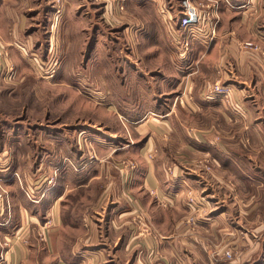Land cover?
Listing matches in <instances>:
<instances>
[{"label":"crops","instance_id":"0c3cea01","mask_svg":"<svg viewBox=\"0 0 264 264\" xmlns=\"http://www.w3.org/2000/svg\"><path fill=\"white\" fill-rule=\"evenodd\" d=\"M139 3L137 4L138 7L134 6V9H130L131 6L128 4L127 12L137 11L135 12L137 16L130 18L132 20H125L124 30L126 34L131 28H137V33L142 39L149 40L152 37L151 41L156 39V41H162V43H166L165 40L168 39L170 50L174 56L173 59H176L177 63L182 65L181 69H176L175 76H172L173 71L169 69L164 71L166 77L156 73L160 77V84L162 82L166 85L170 80H174L175 86L170 88L172 91L182 84H184V89L185 85H193L196 90L199 85L214 78L222 84L228 85L231 88L229 104L221 100L203 101L201 96H198L199 99L194 98L193 100L208 107H215L218 110V120H221L223 124L226 121L237 122L240 126L244 125V127L249 128V137L255 140L252 141L247 153L242 151L246 154L245 158L239 156L237 160L231 162V165L229 162L228 164L224 163L220 156L221 165H230V167L237 170L235 179V182L238 183L237 186H257V182H264V178L257 176L258 172L264 175V149L262 148L263 144L258 143V141L264 139V129L261 128H264V57L259 58L257 52L245 51L240 47L241 42L249 40L259 42L264 49L263 1H222L219 5L221 21L216 38L208 44L200 39L192 40L185 61L178 60L175 55L170 40L171 36L168 33L169 26L167 25L168 28H166V24L163 23L164 30L161 26L162 18L158 19L156 15L154 18L149 19L146 9L141 5L139 6ZM163 7V5H160L161 9ZM164 9H166L164 14H160L158 10L164 20H166V17H168V20L172 18L174 12L177 13V16L179 15L178 6L177 10L170 11L165 7ZM52 13L50 0H0V45L8 51L6 61L3 62L5 67L1 68L4 70L0 69V100L2 99L0 102V115L4 117L14 116L20 111L16 105L12 106V98L15 96L12 90L16 85V76L18 75L22 79L21 69L33 68L27 63V55L33 53L32 55H38L41 59H44L43 56L48 54L49 49L55 51L58 55L56 41L59 34L61 45L58 47V57H66V53L72 47L73 42L68 36L66 27L62 28L65 33H60L62 20L56 18L57 20L53 25ZM173 17H175V13ZM130 21L133 22L134 27H130L132 26ZM39 27L41 28L39 29ZM46 27H48L50 33L44 32ZM47 34H50V40L45 39ZM93 42L95 43V39H93ZM165 46L162 45V47ZM78 48H80V45ZM95 49L102 52L99 47ZM84 52L85 58L89 52L88 45L85 46ZM198 53L200 54L196 61L199 65L198 69H194L195 71L190 73V65L197 59ZM164 57L169 58L167 55ZM171 61L173 62V60ZM64 64L65 60H61L55 76L58 69L61 65L63 68ZM81 65L82 63H80ZM180 70L184 78L178 76ZM142 75L145 76V73ZM121 86L123 87V84ZM106 95L108 97L114 94L107 92ZM182 95L183 98L185 97V102L190 103L187 100V94ZM177 96L182 104L183 98L181 96L179 98V95L176 94L175 97ZM160 100V97L153 99L155 106L159 107L160 104L162 106ZM114 101L116 102L117 99H114ZM195 101L192 103H195ZM107 104L112 109L119 106L117 103L113 105V102ZM121 105L135 107L134 110H131V108L125 110L124 115L128 116L130 120H137L135 126L144 129L147 135L141 141L139 147L141 149L138 155H133V159L137 162V168L132 176L126 180L119 178V176L118 178H110L111 175L107 174L109 170H114L112 166L116 163L114 161L117 160L116 155L125 150V148L120 150L112 147V144L121 141L120 135L117 133L99 132L92 127L83 128L82 126H70V131H66L64 125H62L63 130L58 127L45 128V126H38L37 128L41 129V137L45 139L46 149L40 159L33 164L30 171L24 173L21 177L12 175L13 172L19 175V167L15 162L17 160L16 153L4 150L0 144V179L5 183L11 202L9 208L6 209L7 214L5 213L0 217V222L5 223L0 226V233L5 235V240H7L8 235L11 234L12 236L15 231L18 233L21 226H29L32 219L25 215L27 211L26 213H29L31 217L36 215L35 217L40 219H42V215H48L49 218L51 215V219L57 223V228L54 227L55 229L46 232V249L49 254H53V257L43 258L42 262H48V264H150L145 262L143 252L146 248H157L164 256V259L155 260L152 264H213L203 244L196 243L194 245L192 243L193 247L184 246L185 244L180 241L181 237L174 235L181 228L180 222H177L178 217L182 216L185 211L182 200V181L184 180L181 178L177 181L165 179L160 167L140 157V153L150 144V141H157L161 139L162 135L166 136L167 134L170 137L175 136L176 140L181 136L174 133L176 126L171 124V121L175 118V113L173 115L172 109L167 112H160L162 110L158 112L159 108H154L156 111L153 114L155 113L154 116L159 119L153 118L150 116L152 113H149V110H145L143 114L137 110L139 104L133 103L128 97L122 99ZM226 112L230 116L226 117ZM9 122L7 119H0V123H4V127H6L5 130L9 134L15 135L17 139L20 127L12 129ZM233 125L236 126V124ZM25 134H28V132L26 131ZM81 137L91 141L94 149H96L95 152H106L109 157L107 156L105 161L100 160L80 165L78 171L73 169L67 163L70 165L79 163L80 159L83 158L81 154L85 155L79 149ZM99 140H105L109 143L104 144ZM188 144H190V147H186L188 150L186 155L197 156V147L192 146L191 143ZM199 144H202V141ZM199 144L198 146L201 147L202 145ZM215 150L218 154H225L221 146H217ZM199 151L207 152L206 149ZM112 155L115 157L113 158ZM109 158L114 160H109ZM42 168L45 170L43 177H46L45 179L42 177L40 180V192H38V186H36L39 196L34 204L24 195L19 185L33 184L37 171ZM238 171L242 172L238 173ZM113 175L115 174L113 173ZM187 175L188 178L191 177V181L199 183L200 179H196L194 174L188 173ZM178 176L180 175L178 174ZM217 176L219 179L222 177L220 166L217 169ZM49 179L54 180L49 183ZM151 189H158L163 193H177L173 208L161 213V208L157 206L153 197L148 194V190ZM79 190L81 193L78 200L75 197H68V192ZM202 190L205 191V189ZM16 195H19L21 200H16ZM203 196L207 198L206 200H210L215 208V210L212 209L206 220L200 222L201 231H204L209 239L214 238L220 242L226 233L233 231V234H235L234 232L238 228L241 229L240 218L233 221L227 215L230 209L223 207V196L212 192H208ZM247 201L249 203L256 201L255 193L254 197H249ZM44 203L46 204L45 209L43 208ZM133 203L142 209L144 216L150 220L151 225L154 226L157 232H160L159 236L165 235V239H158V241L153 239L154 241H151V238L138 234L139 227L133 217L135 209ZM28 207H30V210ZM13 211L16 212L15 215H13ZM84 220L86 225H83ZM25 230L24 227L21 230V235L24 233L27 236ZM197 230L200 231V228ZM8 242L9 247L3 245L0 236V256L4 260L2 264H19L24 256V248L19 242L16 243L13 238L9 239ZM203 243L208 245L207 242L203 241Z\"/></svg>","mask_w":264,"mask_h":264},{"label":"rangeland","instance_id":"374dc122","mask_svg":"<svg viewBox=\"0 0 264 264\" xmlns=\"http://www.w3.org/2000/svg\"><path fill=\"white\" fill-rule=\"evenodd\" d=\"M222 1L224 0H193V3L201 9H207L208 6L211 7L213 4L216 5L217 10L215 12L219 18L217 30L221 21L219 5ZM262 1L264 3V0ZM138 3L139 6L141 5L146 9L149 19L154 18L155 15L158 19L161 17L163 21H161V26L163 27V23L167 26L169 20L168 17L164 20L159 14L160 10L166 13V10H162L160 5L170 9V11L177 10L179 0H50L52 9L59 7L61 12L59 17L62 20L60 33L64 32L62 28L66 27L73 44L66 53V57H58V47L61 45L59 34L56 41L58 55L55 51H51L49 55L45 54L44 59H41L40 56L30 53L29 56L27 55L28 62L27 60L26 62L33 68L21 69L22 79L18 75L16 76V85L12 90L15 94L12 98V106L16 105L20 111L11 117L0 115V119L10 121L9 124L12 129L20 127L16 139L15 135L9 134L5 130L4 123H0V135H2L0 144L4 150L16 153L15 157H17L15 162L19 167V175L16 172H13L12 175L21 177L24 173H28L46 149L45 139L41 137V129L37 128L38 126H45V128L58 127L63 130L62 125H64L66 131H70V126H82L83 128L92 127L99 132L109 131L119 134L121 141L115 142L112 147L120 150L125 148V150L116 155L117 160L109 158V160L116 161L112 166L114 170L111 169L115 175L111 170L107 174L111 175L110 178H118L119 176V178L126 180L132 176L137 168V162L133 159V155H138L141 149L139 148L141 141L147 135L144 129L135 126L137 120H130L128 116L124 115L125 110L131 107L120 106L122 99L125 97L130 98V101L139 104L137 110L142 114L145 113V110H149L148 112L152 113L150 116L156 119L159 118L154 116L155 113L153 114V112L156 111L154 108H159L158 112L160 110H162L160 112H167L172 109L173 115L175 113V118L171 121V124L176 126L174 133L181 136L176 140L174 135V137H170L167 134L166 136L162 135L161 139L157 141H150V144L140 153V157L160 167L165 179L177 181L181 178L184 180L181 184L185 211L182 216L178 217L177 222H180L181 228L174 235L181 237L180 241L185 244L184 246L191 247L192 243L194 245L196 243L203 244L213 264H264V182H257V186H237L238 183L235 182L237 170L230 167V165H221V159L224 163L228 164L229 162L231 164L239 156L245 158L246 154L244 153L249 151L252 141L255 139L249 137V128L244 127V125L240 126L237 122L226 121L223 124L221 120H218V110L215 107H208L193 100L194 98L199 99L201 96L203 101H207L205 99L206 94L214 84L224 85L215 78L199 85L196 90L193 85H185L184 89V84H182L172 91L170 88L175 86L174 80H170L166 85L162 82L160 84L158 75L161 74L166 77L164 71L169 69L173 71L172 76H175L176 69H181L182 65L177 63L176 59H173L174 56L170 50L168 39L165 40L166 43L156 41V39L151 41L152 37L149 40L142 39L137 33V28H131L126 34L124 30L125 20H132L130 18L137 16L135 13L137 11L127 12L128 4L131 6L130 9H134V6L138 7ZM120 6L121 10L119 9ZM174 13L177 18V13ZM174 13L172 18L175 20ZM52 17L54 18L53 13ZM130 25H132L130 27H134L131 21ZM46 31L50 33L48 27L45 28L44 32ZM168 33L170 34L169 28ZM45 39L50 40V34H47ZM93 39H95V43ZM156 42L158 43L156 44ZM79 45L80 48H78ZM86 45H88L89 52L87 57L84 58ZM162 45L166 46L162 47ZM97 47L101 48L102 52L96 50ZM240 47L245 51L257 52L259 58L264 57V49L259 42L243 41L240 43ZM51 54L54 57L56 56L55 59L58 65L61 60H65V64L63 68L61 65L53 79L45 81L40 78L32 56L45 64ZM165 55L169 58L164 57ZM199 55L198 53L197 59L190 65V73L194 72V69H198L199 65L196 61ZM7 56L8 51L0 45V69L5 67L3 62L5 63ZM80 63H82L81 66ZM143 73H145V76L142 75ZM179 75L184 78L181 70L180 73L178 72ZM121 84H123V87ZM107 92L114 95L107 97ZM184 93L187 94V100L190 103L185 102V97L183 98L182 95ZM230 93L216 99V101L221 100L229 104ZM176 94L179 95V98L180 96L183 98L182 104L178 100V96L175 97ZM157 97H160L162 106L160 103L159 107L155 106L153 99H157ZM114 99H117V101L115 102ZM194 101L195 103H192ZM110 102H113V105L117 103L119 106L112 109L107 104ZM134 108L132 107L131 110H134ZM159 114L161 115V113ZM225 115H227L226 117L230 116L228 112ZM233 124H236V126L234 127ZM26 131L28 134H25ZM99 141L104 144L109 143L105 140ZM200 141H202V144H199ZM188 143L197 147V156L186 155L188 153L186 147H190ZM258 143L263 144L262 148L264 149V139H261ZM198 144L202 146L199 147ZM217 146H221L225 154H218L215 150ZM79 149L85 154L83 155L81 152L83 158L80 159L79 163H72V165L67 163L76 171L79 170L80 165L100 160L105 161L106 157H109L106 152H95L94 145L85 137L80 138ZM203 149H206L207 152L199 151ZM219 166L222 169L220 179L217 176ZM44 172L43 168L37 171L33 184L19 185L31 203L35 204L37 201L39 194H37L36 186H38V192H40V180L44 176ZM241 172L238 171V173ZM188 173L194 174L196 179H200L199 183L191 181V177L188 178ZM257 176L264 178V175L260 172L257 173ZM45 177L43 178L45 179ZM53 180L49 179V183H52ZM4 184V181L0 179V217L7 212L6 209L11 205ZM202 189H205V191L203 192ZM208 192L223 196V207L230 209L227 215L230 216L231 220L234 221V219L240 218L241 229L238 228L234 232L235 234H233V231L226 233L220 242L212 237V239H209L205 232L201 231L200 222L206 220V217H209L214 208L212 202L206 200L207 198L203 196ZM80 193V190L68 192V197H75L78 200ZM254 193L256 201L249 203L247 200L251 196L254 197ZM148 194L153 197L157 206L161 208V213L167 212L175 205L174 198L177 193H163L158 189H151L148 190ZM16 197V200H21L19 195H16ZM189 197H192L196 202L197 206L194 210L188 206ZM163 199L166 201H163ZM21 203L23 204V202ZM133 204L135 207L133 212L134 221L138 227L139 225L147 227V238H151V241H154L153 239H156V241L165 239V235L162 236L163 238L159 236L160 232H157L154 226L151 225L150 220L144 216L142 209L135 203ZM45 205L44 203L43 208ZM251 205L253 206L251 207ZM28 208L30 210V207ZM26 212L25 215L32 219L29 226H21L18 233L15 231L12 236L11 234L8 235L7 240H5V235L0 233L3 245L9 247L8 241L13 238L16 243L19 242L23 246L24 256L19 264H48V262H42L43 258L53 257V254H49L46 249V232L57 228V223L51 219V215L50 218L48 215H42V219H40L36 218V215L31 217ZM13 213V215L16 214L14 211ZM87 220L89 221V219ZM166 223L168 224V222ZM4 224L0 222V226ZM83 225H86L85 220ZM24 227L27 236L24 233L21 235V230ZM198 228H200V231L197 230ZM229 238L232 239L229 240ZM203 241L207 242L208 245ZM149 250L155 252L150 264L155 260L164 259L163 254L157 248L145 249V251ZM3 262L4 260L1 257L0 264Z\"/></svg>","mask_w":264,"mask_h":264},{"label":"built area","instance_id":"2783aa9c","mask_svg":"<svg viewBox=\"0 0 264 264\" xmlns=\"http://www.w3.org/2000/svg\"><path fill=\"white\" fill-rule=\"evenodd\" d=\"M121 4V3H120ZM121 10V6L119 7ZM162 10H166L162 8ZM216 5L208 6L207 9L198 8L193 0H179L177 18H170L168 25L170 28L171 43L175 55L180 61H185L190 51L191 42L194 39H200L207 44L210 43L216 37L217 25L219 18L216 14ZM61 12L59 7L53 8V25L55 20L60 16ZM160 14H164L160 10ZM57 18V19H56ZM2 48V47H1ZM52 50H48V55ZM33 61L35 62L36 69L43 80H51L54 78L58 62L51 54L46 63L43 64L35 56ZM7 67V65H6ZM9 70V69H8ZM9 79V76H8ZM231 91L228 85L214 84L207 92L205 99L207 101L216 100L221 97L227 96ZM1 197V195H0ZM163 201H166L163 199ZM188 206L194 210L196 208V202L192 197L188 198ZM141 211V210H140ZM148 230L146 226L139 225V233L143 237H147ZM144 257L146 263H151V258L154 256V250L144 251ZM2 256H0L1 258Z\"/></svg>","mask_w":264,"mask_h":264}]
</instances>
